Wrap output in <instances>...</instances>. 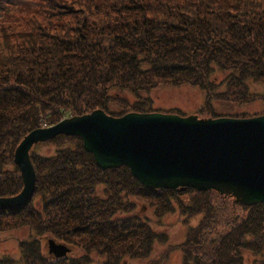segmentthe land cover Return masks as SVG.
Segmentation results:
<instances>
[{
	"label": "trees",
	"instance_id": "trees-1",
	"mask_svg": "<svg viewBox=\"0 0 264 264\" xmlns=\"http://www.w3.org/2000/svg\"><path fill=\"white\" fill-rule=\"evenodd\" d=\"M34 1L24 28L0 24V198L22 190L14 152L43 124L97 110L114 118L153 113L149 96L165 87L200 90V119L242 118L235 108L259 99L248 84H264V0ZM3 2L0 11L22 12ZM48 143L51 155L29 152V200L0 211V234L27 228L33 236L19 241L18 260L0 264H91L92 253L101 264H164L151 256L167 236L138 215L137 203L158 221L175 212L185 223L200 218L176 246L183 264H264V203L146 188L126 167L101 170L78 137ZM43 239L81 255L54 259L43 254Z\"/></svg>",
	"mask_w": 264,
	"mask_h": 264
},
{
	"label": "water",
	"instance_id": "water-1",
	"mask_svg": "<svg viewBox=\"0 0 264 264\" xmlns=\"http://www.w3.org/2000/svg\"><path fill=\"white\" fill-rule=\"evenodd\" d=\"M57 136L80 138L101 170L126 167L146 188L215 191L248 205L264 203V115L198 120L153 112L114 118L97 110L23 138L13 158L22 190L0 198V211L18 210L29 200L36 178L29 152ZM46 246L54 259L71 251L53 239Z\"/></svg>",
	"mask_w": 264,
	"mask_h": 264
},
{
	"label": "rangeland",
	"instance_id": "rangeland-1",
	"mask_svg": "<svg viewBox=\"0 0 264 264\" xmlns=\"http://www.w3.org/2000/svg\"><path fill=\"white\" fill-rule=\"evenodd\" d=\"M3 2L2 6L15 7L19 13L11 15L7 9L0 11V24H7L13 28H24L25 24L32 15L28 12L27 15L23 11L24 8L30 7L27 3H34L38 1L31 0H7ZM40 2H47V0H40ZM41 6V5H40ZM27 8V9H28ZM21 18V19H20ZM22 18L26 19V22H22ZM17 19V20H16ZM18 28V26H20ZM3 32V31H2ZM1 33V32H0ZM10 34V32H7ZM249 91L259 97L255 102L249 105H242L235 108V112L241 115L242 118L237 119H249L264 115V84L249 82ZM152 99L153 110L163 114H173L180 117L194 116L198 120L202 117L199 111L204 105V94L197 88L190 86L180 87H165L156 92H153L149 96ZM215 108L219 112L220 106L215 105ZM225 115V112H219ZM246 117V118H245ZM201 120V119H200ZM207 120V119H205ZM55 145L45 142L36 144L33 147V152L38 155L48 156L54 153ZM145 206V205H144ZM141 203L136 204V212L138 215L145 217L153 230L157 233H165L167 236L166 244H158L154 248L152 259L155 257H166L164 264H183L182 254L176 248L177 245L182 243L185 239V235L190 227H195L199 222V217L191 219L185 223L184 218L179 213H171L165 215L160 221L155 218L153 211L150 208L144 207ZM33 236L32 232L27 228L19 229L14 232L0 234V259L12 258L13 260L19 259L18 243L21 240H28ZM47 239L41 240L43 248V254H47ZM81 252L78 250H72L68 254V258L80 256ZM93 262L91 264H101L105 261V258L96 256L94 253L90 255ZM249 258V257H248ZM252 258L245 261L244 264H251ZM122 264H145V261H138L126 258Z\"/></svg>",
	"mask_w": 264,
	"mask_h": 264
},
{
	"label": "bare ground",
	"instance_id": "bare-ground-1",
	"mask_svg": "<svg viewBox=\"0 0 264 264\" xmlns=\"http://www.w3.org/2000/svg\"><path fill=\"white\" fill-rule=\"evenodd\" d=\"M92 113V112H91ZM90 114V113H89ZM88 115V114H86ZM84 116V115H83ZM81 117V116H80ZM120 118V117H119ZM65 119V118H64ZM63 120V119H62ZM200 120V119H199ZM139 182V181H138ZM140 183V182H139ZM141 184V183H140ZM142 185V184H141ZM143 186V185H142ZM236 200V199H235ZM237 202V201H236ZM239 203H242V202H239ZM242 204H245V203H242ZM248 205V204H247Z\"/></svg>",
	"mask_w": 264,
	"mask_h": 264
}]
</instances>
